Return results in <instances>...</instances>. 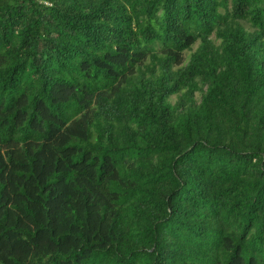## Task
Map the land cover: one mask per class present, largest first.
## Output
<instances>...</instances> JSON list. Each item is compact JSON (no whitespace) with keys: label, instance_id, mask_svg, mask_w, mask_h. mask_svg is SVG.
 Returning a JSON list of instances; mask_svg holds the SVG:
<instances>
[{"label":"trees","instance_id":"1","mask_svg":"<svg viewBox=\"0 0 264 264\" xmlns=\"http://www.w3.org/2000/svg\"><path fill=\"white\" fill-rule=\"evenodd\" d=\"M0 264H264V0H0Z\"/></svg>","mask_w":264,"mask_h":264}]
</instances>
